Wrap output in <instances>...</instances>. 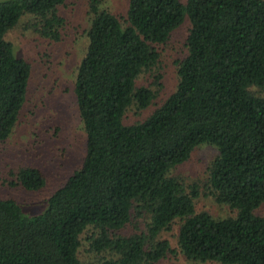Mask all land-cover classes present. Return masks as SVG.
Segmentation results:
<instances>
[{
	"label": "trees",
	"instance_id": "obj_1",
	"mask_svg": "<svg viewBox=\"0 0 264 264\" xmlns=\"http://www.w3.org/2000/svg\"><path fill=\"white\" fill-rule=\"evenodd\" d=\"M65 1H0V142L18 122L32 66L6 35L30 16L34 33L59 41ZM88 13L75 81L85 156L37 215L0 197V264H167L177 254L264 264V0H129L124 14L90 0ZM186 18L176 87L156 104L161 74L155 88L137 79ZM150 105L143 119L124 121L129 108ZM202 144L217 149L202 183L171 173ZM10 178L26 190L46 183L30 165ZM200 189L232 214L197 211ZM174 224L173 245L163 232ZM82 240L110 256L82 260Z\"/></svg>",
	"mask_w": 264,
	"mask_h": 264
},
{
	"label": "rangeland",
	"instance_id": "obj_2",
	"mask_svg": "<svg viewBox=\"0 0 264 264\" xmlns=\"http://www.w3.org/2000/svg\"><path fill=\"white\" fill-rule=\"evenodd\" d=\"M128 1L99 0V4L113 13L124 14ZM89 2L90 0H66L61 5L60 12L65 18V25L61 29L59 41H49L34 33L27 25L30 16H24L6 35L14 45V54L28 60L32 66L26 100L20 110L18 122L7 139L0 142V197L15 199L25 215L41 213L46 207L48 197L80 167L85 156V133L76 104L75 81L76 69L85 54L88 42L85 29L90 20ZM188 28L189 21L186 18L165 44L157 45L160 52L157 67L152 72L141 74L137 79L138 85L155 88V75L161 74L162 86L156 104L176 87V61L186 54L185 39ZM153 108L154 105H150L141 112L129 108L124 121H139ZM216 154V148L202 144L171 173L190 183H202L207 175V166ZM27 165L44 172L45 185L38 190L10 187V172ZM194 204L197 211H208L214 217H224L233 212L228 205L217 203L201 189L194 198ZM256 213L264 216V204ZM176 232V224L170 231L163 232L173 245ZM78 256L82 260H95L110 254L96 253L89 249L88 241L82 240ZM165 261L167 264H219L189 261L181 254L171 256Z\"/></svg>",
	"mask_w": 264,
	"mask_h": 264
}]
</instances>
